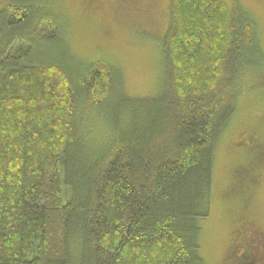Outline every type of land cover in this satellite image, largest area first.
<instances>
[{
  "label": "trees",
  "instance_id": "obj_1",
  "mask_svg": "<svg viewBox=\"0 0 264 264\" xmlns=\"http://www.w3.org/2000/svg\"><path fill=\"white\" fill-rule=\"evenodd\" d=\"M52 3L0 0V264H205L215 151L262 58L253 16L240 0H170L159 92L129 97L118 67L54 41L65 20ZM230 149L225 198L242 211L226 264H264L250 212L264 115Z\"/></svg>",
  "mask_w": 264,
  "mask_h": 264
},
{
  "label": "rangeland",
  "instance_id": "obj_2",
  "mask_svg": "<svg viewBox=\"0 0 264 264\" xmlns=\"http://www.w3.org/2000/svg\"><path fill=\"white\" fill-rule=\"evenodd\" d=\"M240 2L255 20L262 58L257 65L241 73L238 85L245 90L215 151L210 212L199 222V252L205 264H226L227 255L237 241L234 238L236 219L242 211L241 201L225 198L235 182L231 176L235 155L230 148L241 129L264 115V0ZM53 3L54 8L50 7L55 9L58 4L65 20V29L58 31L54 41L67 39L76 59L87 64L99 61L118 67L129 97H151L159 92L160 38L168 25L170 0H53ZM88 120L93 131L91 137L94 136L95 142L100 141L103 131L94 126L96 118L91 115ZM262 166L264 172V164ZM261 179L250 212L254 224H258L255 226L264 228V176ZM248 226L246 229L252 230L251 224Z\"/></svg>",
  "mask_w": 264,
  "mask_h": 264
},
{
  "label": "flooded vegetation",
  "instance_id": "obj_3",
  "mask_svg": "<svg viewBox=\"0 0 264 264\" xmlns=\"http://www.w3.org/2000/svg\"><path fill=\"white\" fill-rule=\"evenodd\" d=\"M255 227V226H254ZM255 229V228H253ZM257 230V229H256ZM254 235V234H253ZM252 236V235H251ZM260 234L256 233L254 236H253V240L256 241L257 243L261 241L260 239ZM262 239H264V237H262Z\"/></svg>",
  "mask_w": 264,
  "mask_h": 264
}]
</instances>
